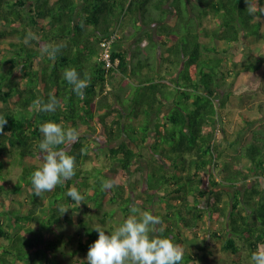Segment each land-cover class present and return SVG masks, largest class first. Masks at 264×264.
<instances>
[{"label":"trees","instance_id":"obj_1","mask_svg":"<svg viewBox=\"0 0 264 264\" xmlns=\"http://www.w3.org/2000/svg\"><path fill=\"white\" fill-rule=\"evenodd\" d=\"M193 1L185 0L183 7L181 0H0V50H4L0 58V116L7 119L4 133H0V157L8 155L9 165L20 170L10 185L1 176L0 163V200L12 198L18 204L0 211V264H57L42 248L57 250L65 243V227L72 220L59 209L72 201L67 196L72 187L84 196L80 205L72 201L74 211L83 212L81 207L87 208L91 202L101 209L109 195L123 214L119 227L132 214L131 198L126 194L138 189L140 180L146 185V196L137 198L135 205L162 218V235L183 249L180 264H198V256L185 249L183 232L195 231L207 221L220 226L208 231L213 242L228 234L222 250L235 255L245 248L246 260L254 264L251 254L264 245V118L241 113L244 126L236 137L225 131L223 119L230 95L264 92L263 79L257 73L264 61V29L255 21L263 0H249L254 13L247 10L245 0ZM183 8L185 33L181 34L178 18H183ZM206 20L214 28L203 25ZM29 31L38 39L25 43ZM113 35H117L110 44L113 64L107 69L101 60V43ZM156 35L167 58L172 56L168 62L176 66L175 73L167 70L160 74L159 60L153 54ZM201 38L226 46L220 48ZM165 39L173 43L167 46ZM244 39L252 43L242 64L251 81L235 92L226 82L231 75L223 70L227 61L218 54L240 53ZM143 41L144 47L140 45ZM45 45L62 46L55 59L42 54ZM152 57L153 62L149 60ZM159 57L164 62L165 57ZM68 68H75L81 78L85 74L91 77L84 100L63 78ZM118 74L122 80L137 78L138 93L124 95L125 82L119 85L120 91L112 88ZM169 84L175 88V97L165 91ZM226 86L229 90L220 93ZM50 95L61 102L55 112L41 113L32 107L34 100L47 102ZM126 96H130L127 103ZM168 106L169 111L160 116ZM49 121L74 127L80 135L69 150L76 160V175L57 185L45 199L43 193L35 194L31 176L43 166L38 147L43 138L40 127ZM218 131L223 133L219 141L214 138ZM247 131L250 139L243 145L240 135ZM99 138L106 147L96 142ZM92 155L97 159L93 168L83 170L82 164ZM114 166L119 171L109 189L111 195L102 186L109 181L106 172ZM132 175L139 179L131 183L128 177ZM63 194L65 202L59 201ZM17 196L20 198L15 200ZM162 201L168 204L165 212L159 207ZM113 212H104L105 217L110 218ZM97 218L95 215L91 222L79 216L74 248L83 258L79 264H86L88 249L98 239L94 228L107 232ZM109 227V234L117 228ZM36 231L54 237L43 239L40 247ZM192 242L198 250H206L196 239ZM59 264L69 263L61 260Z\"/></svg>","mask_w":264,"mask_h":264},{"label":"rangeland","instance_id":"obj_2","mask_svg":"<svg viewBox=\"0 0 264 264\" xmlns=\"http://www.w3.org/2000/svg\"><path fill=\"white\" fill-rule=\"evenodd\" d=\"M172 2H171V4H172ZM181 3L183 4V7H184L185 6V0H181ZM172 5H174V4H172ZM261 9H264V0H263V4L261 6ZM182 15H183V18H181V19L177 17L178 18V28L181 30V34L185 33V21H184L185 20V8H183V14ZM173 19L175 20V17H173ZM255 21L260 23L261 30H263L264 29V13H262L261 10H260L259 15H256ZM203 25L207 26V28L210 30L212 28H214V26L209 24V22L207 20L205 22H203ZM154 30H155V25H152L151 31L154 32ZM172 33H173V31H172ZM159 38H160V36H159ZM154 39L158 40V37L155 36ZM165 40H167V39H165ZM201 40H204L207 42L209 41L212 45H215L217 43L218 47H220V48H223L226 46V44L224 42H219V41L216 42L212 38L210 40L207 38H205V39L201 38ZM243 41H245V42L243 44V47H242V50L240 53H238V54L236 53L234 55H231L230 53H223V52L219 51L220 54H218V56L224 57L227 61L226 64L224 65L223 70H224V72H226V71L231 72L230 73L231 75L226 77V82L228 84H232L230 89L232 88L231 90L232 91L235 90V92L241 91V89H243L245 87L243 85H245L251 81L250 72L243 70L242 64L244 62H246V60H247L246 53H248V48L252 43L251 42L249 43L245 39ZM172 43H173V40H167V46H170ZM258 44L260 46L263 45L260 41H258ZM131 45H132V43H129V48ZM164 48L163 47L161 48L162 56L165 57V59L163 57H161V58L164 59V62H162L160 60V57L158 55V51H157L155 46L153 49L154 56H157V59L160 61V65H158V67H160L158 69L161 70L160 74L161 73L165 74V71H167V70L169 73H171V71H172V73H175L177 71L175 69L176 66L175 65L172 66L168 62V60L172 59V56L169 55V58H167L168 55H165L166 49H164ZM149 49H150V47H149ZM2 52H4V50L1 49L0 50V58L2 56ZM262 52L264 53V50H262ZM215 56H217V55H215ZM139 58L141 60L140 62L143 64L145 62V59L142 57V55L139 56ZM149 60L153 62L154 57L150 58ZM176 62H178V59ZM0 66H1V64H0ZM6 66L7 65H5V68H6ZM153 66L155 67V65H153ZM136 67H137V71H139L137 63H136ZM236 71L239 72L238 75H235ZM143 72H145L144 69H142V73ZM257 73L259 74V77H262V79H263L262 88H264V61L262 62L261 67H260V69H258ZM122 78H123L122 75H120V74L116 75L115 82L117 80L118 83L114 82L112 84V86H113L112 88L120 91L119 85L123 84L121 82H125L126 87L123 88L124 92H122L124 95L126 94V92H128L127 95H131V97H132V95H135V92L138 93L136 90L140 86H137L139 84V82H138L139 80L137 78L134 79L135 81H131V80H129V78H125V77H124V79H123L124 81H123ZM168 81H169V79H166L167 83H168ZM114 85H115V87H114ZM227 90H229V89L226 86L225 89L220 91V93H223ZM165 91L167 94H168V92H171L172 96L175 97V95H174L175 88L172 85L166 86ZM129 98H130V96L129 97L126 96L125 103H127L129 101ZM178 98H180V96H178ZM229 100L230 101L227 105L228 112H227V115H225V119H223V121H224L223 122V128L225 129V131L229 135H231V137H236L235 135H236L237 130L240 127L244 126V122H243V119L241 117V113H245L246 115L259 116L260 118H264V92L257 91L254 93H251V92L245 93V94H243L242 97H237L236 95H230ZM1 105L2 104L0 103V106ZM125 105L128 106L127 104H125ZM259 108H262L261 110H263V111H260ZM262 120H264V119H262ZM258 124L259 123L255 122V125H254L255 128H257L259 126ZM250 134H251L250 131H247L246 133H244V135L243 134L240 135L242 137V139H240V141L242 140L241 144L244 145L245 143H247L249 141ZM222 135H223V133L218 131L215 134V137H214L215 140L219 141L220 138L222 137ZM96 142H99L101 148H104L107 146L106 143L104 142L103 138H101V139L99 138V141H96ZM113 144H117V142H115ZM229 153H236V152H234L233 150H229ZM10 160H11L10 157L6 154L0 157V163L2 164L1 176H2V178H5L4 180L7 179L8 184L11 185L16 180V176L20 170L18 168H16L15 166L9 165ZM41 160H42V158H41ZM96 160H97L96 156L92 155L91 159L88 162L82 164V169L87 170V169L93 168V166H94L93 161L96 162ZM8 161H9V163H7ZM96 166H97V164H96ZM118 171H119L118 168L115 166L113 168L109 169L106 172V175H108L109 180L114 182V179L117 176ZM201 176H203V174ZM135 178H137V180H138L139 179L138 175L129 176L128 180L132 183L135 180ZM89 182L92 183L93 182L92 179H90ZM138 185H139L138 189H135V190L130 189V190H128V192L126 194V196H129L131 198V203L129 205L130 207L132 205L136 204L137 198H143L146 196L145 195L146 185L143 184L141 182V180L138 181ZM105 190L108 192L107 194H111L109 189H105ZM231 191H232L231 188L226 189V192L231 193ZM48 193L49 192H44L42 194V196L45 199H47ZM160 195L162 197L165 196V195H163V193H160ZM16 198H20V197H18V196L14 197L15 200H16ZM166 198H167V196H166ZM225 198L227 199L226 196H225ZM65 200H67V198L63 194L59 201L65 202ZM154 200L158 201V196H156ZM190 200H191V198H190ZM12 201H13L12 198L11 199H1L0 200V211L1 212L6 211L9 208H13V206L18 207V204L13 203ZM52 201H54V200L52 199ZM155 203H157V202H155ZM46 205L49 206L48 203ZM96 206L97 205L94 202L89 203L87 208L85 206H82L81 208L83 209V212L79 211V210L74 211L73 206H72V201L70 202V204L65 206V208H69V209L66 213H64V215L68 216L69 219L72 220L71 223L66 225V227H65V235L66 236L63 238L65 240V243H63L61 246H59L57 248V250L53 249V250L48 251L47 250L48 248L47 249L42 248L43 252L46 254L47 257L52 258L53 262H57V264L61 263V260H67V262L69 264H79L78 263L79 260L83 259L81 257V255L79 256L78 254L74 253V248H75V245L77 243V235H78L77 234V228H78V222H79L78 220H79L80 215L83 218V220H88V221L89 220L91 221L92 218L94 219L95 215L98 216V218L96 219L98 224L100 226H106L107 232H110V227H109L110 225L117 227L120 224V220L122 219L123 214L117 208L116 203L110 202L109 195L106 196V200L102 203L101 209H97ZM136 206L140 209L141 213L145 211L143 206H139V205H136ZM203 206H204V203H203ZM22 207L24 208V206H22ZM159 207L162 211L165 212L168 208V204L164 203L162 201V203L159 204ZM153 208H155V207H153ZM170 209H172V208H170ZM111 210H114L111 217L110 218L108 216L105 217V214L109 213ZM151 210H152V208H151ZM46 211L48 214L50 212V209L47 208ZM104 212H106V213L104 214ZM152 214L156 215V212H153ZM130 215H132V214H130ZM59 225H60V223H59ZM219 227L220 226L217 223L207 221L205 223H200L198 228L195 231H184L183 232L184 238H186V244H185L186 248L185 249L195 253L198 256V264H251L249 260H246L245 248H242L241 251L235 255H232L231 253L222 250L221 245L223 244V242H224L225 238L228 236V234L225 233L222 236V238L218 239L216 242H213V240L210 237H208V231L212 232ZM43 233H41V235H40V234H38V231L35 232V238L36 239H38V237L40 235V238L38 241L39 242L38 244L40 245V247H42V245H43V241H42L43 239L48 240V239H53V237H54L51 233H48V232L44 233V234ZM193 239H196L197 240L196 243L199 244L200 246H202V247L205 246L206 250L205 251L198 250L197 247L194 245V242H192ZM57 254H59V255L57 256Z\"/></svg>","mask_w":264,"mask_h":264},{"label":"clouds","instance_id":"obj_3","mask_svg":"<svg viewBox=\"0 0 264 264\" xmlns=\"http://www.w3.org/2000/svg\"><path fill=\"white\" fill-rule=\"evenodd\" d=\"M247 10L254 13L249 0H245ZM264 13V9H261ZM38 37L28 32L25 43L36 40ZM61 45H45L42 47V54H47L55 59L61 50ZM63 78L72 85L73 92L84 100V90L91 84V77L88 74L81 78L75 68L65 69ZM60 101L50 95L47 102L37 98L32 107L41 113L55 112L60 106ZM7 119L0 116V133H4V126ZM42 140L39 142L40 155L43 166L32 173L31 183L37 196L44 192L53 191L57 185L71 180L76 175V160L69 150L73 144L78 142L80 133L74 127L64 128L55 122H45L40 127ZM63 145L64 147H60ZM114 182L109 180L103 184L104 189H110ZM67 196L77 204L83 203L84 196L77 188L68 190ZM69 208L60 206L61 215ZM128 218L113 231L107 233L100 227L94 228L98 233V239L90 245L86 264H180L183 260V249L173 242L169 237L162 234L165 231L163 220L160 216L153 215L148 211L141 213L136 205L130 207ZM107 233V234H106ZM254 264H264V245L257 247L251 254Z\"/></svg>","mask_w":264,"mask_h":264},{"label":"built area","instance_id":"obj_4","mask_svg":"<svg viewBox=\"0 0 264 264\" xmlns=\"http://www.w3.org/2000/svg\"><path fill=\"white\" fill-rule=\"evenodd\" d=\"M117 36V35H116ZM115 35H113L110 40L102 42L101 46L103 47L102 50V54H101V60L104 61L105 64V68L109 69L112 67V61L110 59V44L111 42L114 40V38L116 37Z\"/></svg>","mask_w":264,"mask_h":264},{"label":"crops","instance_id":"obj_5","mask_svg":"<svg viewBox=\"0 0 264 264\" xmlns=\"http://www.w3.org/2000/svg\"><path fill=\"white\" fill-rule=\"evenodd\" d=\"M157 36V35H156ZM158 37V36H157ZM160 38L158 37V40H156V39H154V44H155V47L157 48V51H158V55L160 56L161 54H162V52H161V48L163 47L162 45H161V43H160ZM166 43H167V41H166ZM142 47H144L145 45H146V41L144 42H142L141 44H140ZM128 47H129V44H128ZM131 47V46H130ZM164 48V47H163ZM158 64L160 65V63H159V61H158ZM158 66V65H157ZM158 68H160V67H158ZM167 78H169V76H167ZM165 82H166V80H165ZM169 109H170V107L168 106V107H166V108H163L162 110H161V112H160V116H163L165 113H167L168 111H169Z\"/></svg>","mask_w":264,"mask_h":264}]
</instances>
